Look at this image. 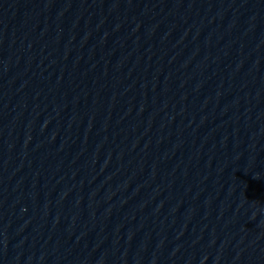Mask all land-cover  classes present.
<instances>
[{
  "label": "water",
  "instance_id": "95a60500",
  "mask_svg": "<svg viewBox=\"0 0 264 264\" xmlns=\"http://www.w3.org/2000/svg\"><path fill=\"white\" fill-rule=\"evenodd\" d=\"M0 264H264V0H0Z\"/></svg>",
  "mask_w": 264,
  "mask_h": 264
}]
</instances>
